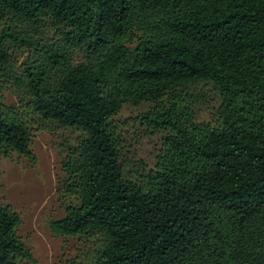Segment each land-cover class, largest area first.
Here are the masks:
<instances>
[{
	"label": "trees",
	"instance_id": "trees-1",
	"mask_svg": "<svg viewBox=\"0 0 264 264\" xmlns=\"http://www.w3.org/2000/svg\"><path fill=\"white\" fill-rule=\"evenodd\" d=\"M36 119L82 132L50 224L96 242L81 264H264V0H0V158L32 156ZM20 223L0 204V264L34 261Z\"/></svg>",
	"mask_w": 264,
	"mask_h": 264
},
{
	"label": "rangeland",
	"instance_id": "rangeland-1",
	"mask_svg": "<svg viewBox=\"0 0 264 264\" xmlns=\"http://www.w3.org/2000/svg\"><path fill=\"white\" fill-rule=\"evenodd\" d=\"M5 103L15 106L21 92L14 85H7L4 92ZM210 101L200 102L205 107ZM149 109L141 106L124 105L115 120L126 124L124 136L130 152L128 156L144 162L153 168L155 152L160 144V136H138L129 129L132 120ZM212 109L207 108L203 118L212 117ZM31 157L13 153L9 158H0V204L16 211L21 219L18 235L31 250L34 261L22 264H81L89 261L97 244L92 239L79 236L55 234L50 224L65 216V202L58 195V186L65 173L62 161L67 156L68 147L76 144L82 136L78 129L59 127L53 122L32 120Z\"/></svg>",
	"mask_w": 264,
	"mask_h": 264
}]
</instances>
